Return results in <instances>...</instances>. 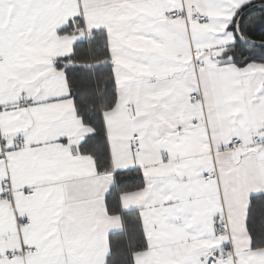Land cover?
<instances>
[{
	"label": "snow or ice",
	"instance_id": "snow-or-ice-1",
	"mask_svg": "<svg viewBox=\"0 0 264 264\" xmlns=\"http://www.w3.org/2000/svg\"><path fill=\"white\" fill-rule=\"evenodd\" d=\"M0 264H264V0H0Z\"/></svg>",
	"mask_w": 264,
	"mask_h": 264
},
{
	"label": "crops",
	"instance_id": "crops-1",
	"mask_svg": "<svg viewBox=\"0 0 264 264\" xmlns=\"http://www.w3.org/2000/svg\"><path fill=\"white\" fill-rule=\"evenodd\" d=\"M117 226H118V221H117Z\"/></svg>",
	"mask_w": 264,
	"mask_h": 264
}]
</instances>
